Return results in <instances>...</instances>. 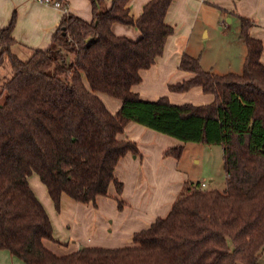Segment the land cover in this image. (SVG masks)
<instances>
[{
    "label": "trees",
    "instance_id": "16d2710c",
    "mask_svg": "<svg viewBox=\"0 0 264 264\" xmlns=\"http://www.w3.org/2000/svg\"><path fill=\"white\" fill-rule=\"evenodd\" d=\"M90 1V21L64 12L48 47L30 49L26 58L14 49L15 14L0 28V63L11 72L0 81V249L25 264H258L264 249V65L263 44L249 32L252 21L239 16L246 53L238 73L205 70L199 57L182 53L179 67L192 77L169 89L199 86L214 99L176 104L131 90L173 33L164 21L172 0H149L136 18L129 0H111L109 7ZM112 23L134 26L141 35L117 36ZM97 92L119 99L118 110L111 113ZM128 122L182 142L221 145L225 188L185 187L164 217L133 233L130 245L54 253L44 241L63 244L54 239L27 177L38 175L56 209L62 194L95 205L110 183L121 193L115 167L126 153H138L133 141L117 137ZM181 151L182 145L163 155L179 158Z\"/></svg>",
    "mask_w": 264,
    "mask_h": 264
},
{
    "label": "crops",
    "instance_id": "0c3cea01",
    "mask_svg": "<svg viewBox=\"0 0 264 264\" xmlns=\"http://www.w3.org/2000/svg\"><path fill=\"white\" fill-rule=\"evenodd\" d=\"M147 1L149 0H129L127 3L129 13L134 18L138 17ZM202 1L172 0L164 21L176 26L178 18L184 15L190 20L189 26L192 29L194 22L190 16L193 8L200 7ZM212 1L216 2L213 5L220 9L230 11L232 16L228 17L227 25L218 31L226 46L225 52L212 64L200 56L201 67L219 74L238 73L242 70L246 47L239 36V20L235 21V18L239 16L252 21L249 32L252 37L261 40L263 44L260 61L264 65V0H238L234 6H230L228 0ZM61 2L66 5L65 11L39 0H0V28L6 26L12 14H15L11 35L16 40L14 45L16 52L46 49L64 12L71 13L85 21L91 20L90 0H61ZM110 3L111 0H104L106 7H109ZM178 13L179 17H177ZM231 25L234 26V30L229 35L227 29ZM111 31L117 36H125L130 40H137L141 35L134 26L121 23H112ZM178 35L173 27V33L166 38L162 53L156 57L154 64L148 69L140 70L141 80L134 84L131 90L147 100L166 96L170 102L176 104H208L213 101L214 96L203 92L199 86H193L181 92L169 89L170 84L192 77L190 72L179 67L183 52L191 56L194 54L188 51L187 44L180 47ZM204 35H209L208 30L204 31ZM96 94L111 113H115L120 107L119 99L107 96L108 94L104 92ZM117 137L120 140L133 141L140 153V157L136 154L131 156L130 152L126 153L115 167L114 174L122 183V196L129 202V207L123 206L119 212L115 209L116 190L114 189L116 188L112 183L108 186L107 197H96V208L62 194L59 209H56L38 175L28 176L30 188L42 203L50 219L54 239L63 244L56 247L55 242L45 240L44 245L54 253L58 255L70 253L81 246L116 248L130 245L133 233L147 228L156 218L167 214L174 196L186 181L184 173L172 169L171 159L162 157L166 149L181 146L180 140L135 122H128ZM139 183L142 184L140 189L138 188ZM146 183L151 191L140 196ZM108 216H111V219L108 232H106L108 225L104 217L108 218ZM89 228L92 229L90 233H88ZM0 264L25 263L10 254L7 249H0Z\"/></svg>",
    "mask_w": 264,
    "mask_h": 264
},
{
    "label": "rangeland",
    "instance_id": "374dc122",
    "mask_svg": "<svg viewBox=\"0 0 264 264\" xmlns=\"http://www.w3.org/2000/svg\"><path fill=\"white\" fill-rule=\"evenodd\" d=\"M228 1H230V6H234V3L238 0ZM201 3L202 5H200V7L197 8L196 6L195 8H193V12L190 16L192 21L194 22L192 29L189 26L191 22L188 17L186 18L182 14V16L179 17V13L177 14V17H179L177 20L178 24H176V26L175 24H172V26L174 27V31L179 34L178 43L180 47H183L184 44H187L188 51L193 53L194 56L199 58L200 56H202V58L212 64L223 54V52H225L226 46L224 44V41L221 40V36L218 31L219 29L224 28V26L227 25L228 17L232 16V13L230 11L227 12L226 10H222L218 6L213 5L216 4V2L212 0H203ZM236 20H239V18H235V21ZM205 30H208L209 32L208 36L204 35ZM227 30V33L230 35L231 31L234 30V26L231 25ZM26 51L18 50L17 53L19 52L20 57L26 58L29 53H27ZM10 75L11 72L7 63H0V81L3 79V76L5 77ZM2 99L3 96L0 95V102L2 101ZM179 142L182 145V151L179 158L174 157V155L162 154V157H168L171 159L172 169H175L179 173H184L186 179L179 192H177V194L174 196L173 201L185 187L190 186L191 184L198 185L200 184V182L205 183V186L202 187L204 189L216 187V189L223 190L226 186V174L223 169L222 146L195 142ZM132 155L134 154H131V156ZM136 155L140 157V153H137ZM33 174L37 176L35 173ZM141 187L142 184L139 183L138 188L140 189ZM149 191L151 190L149 188V185L146 183L142 188L140 196L145 192L149 193ZM115 194L116 196L114 202L116 211L119 212L123 206L129 207L128 199L124 198L122 196V193H118L116 190ZM107 196L108 193L107 195H105V197ZM89 206H92V208H96V205L89 204ZM104 219L106 224L108 225V228H106L105 231L108 232L111 216H108V218L104 217ZM91 230L92 229L89 228L88 233H90ZM55 246L58 247L61 245H57L55 243ZM257 263L264 264V249L260 253Z\"/></svg>",
    "mask_w": 264,
    "mask_h": 264
},
{
    "label": "built area",
    "instance_id": "2783aa9c",
    "mask_svg": "<svg viewBox=\"0 0 264 264\" xmlns=\"http://www.w3.org/2000/svg\"><path fill=\"white\" fill-rule=\"evenodd\" d=\"M39 1H42L46 4H51L55 7H58L60 9H62L63 11H65V8L62 7V3L58 0H39ZM205 186V183L204 182H200V187H204Z\"/></svg>",
    "mask_w": 264,
    "mask_h": 264
}]
</instances>
